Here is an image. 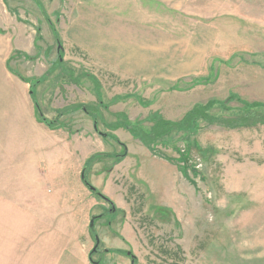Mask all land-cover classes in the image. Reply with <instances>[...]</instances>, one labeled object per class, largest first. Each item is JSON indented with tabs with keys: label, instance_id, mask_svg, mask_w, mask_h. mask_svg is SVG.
<instances>
[{
	"label": "rangeland",
	"instance_id": "obj_1",
	"mask_svg": "<svg viewBox=\"0 0 264 264\" xmlns=\"http://www.w3.org/2000/svg\"><path fill=\"white\" fill-rule=\"evenodd\" d=\"M76 23L108 39L105 58L73 43ZM232 95L264 102V0H0V264L7 201L37 183L58 194V219L24 229L58 227L84 258L98 236L97 264H130L127 251L134 264H264L263 124L149 147L123 125L148 132L150 114L177 120L208 99L236 108ZM86 164L114 211L80 179Z\"/></svg>",
	"mask_w": 264,
	"mask_h": 264
},
{
	"label": "crops",
	"instance_id": "obj_2",
	"mask_svg": "<svg viewBox=\"0 0 264 264\" xmlns=\"http://www.w3.org/2000/svg\"><path fill=\"white\" fill-rule=\"evenodd\" d=\"M69 34L73 43L84 45L90 52L106 57V51L98 46H103V43L108 45V39H102L101 33H94V28L91 26L72 24ZM119 55L121 54H115L117 57ZM41 184H32V189L37 191L32 198L7 201L9 205L6 218L3 219L8 222L14 233L11 235L10 244L5 249L2 264H91L87 257L84 258L77 252L76 237L74 236L71 242L70 238L62 235L58 227L48 229L43 225L42 229H29L27 225V229H24L26 221L28 223L37 222L38 225H41L44 222H54L58 219L56 217L58 194L56 193L54 197L48 199L44 198L45 185ZM28 186L27 188H29ZM50 186L51 190L62 189L58 181H51ZM54 192L56 191L52 193ZM43 206L48 207L47 214L44 213ZM9 210L12 216L9 215ZM45 215L47 218L44 217Z\"/></svg>",
	"mask_w": 264,
	"mask_h": 264
},
{
	"label": "trees",
	"instance_id": "obj_3",
	"mask_svg": "<svg viewBox=\"0 0 264 264\" xmlns=\"http://www.w3.org/2000/svg\"><path fill=\"white\" fill-rule=\"evenodd\" d=\"M232 99H237L239 103L236 108H230L229 104L231 99H208L205 103L198 102L193 104L191 108H189L182 115V117L177 120H167L160 116L158 113H152L149 115V119L152 124L148 132L137 130V128L130 127L125 124L123 125L125 128L136 133L137 135H135L138 136V138L148 147L150 144L155 142L175 143L187 141L192 136V134L195 133L196 130H199L203 125L217 124L232 128L234 126H253L256 124L264 125V102L243 101L238 98L237 95H232ZM35 106L38 108L37 103L35 104ZM82 106L81 108L84 109V105ZM214 108H218L219 110H221V113H219L218 115L217 113H212V110ZM40 118L48 126H51L56 122V120L49 122L41 115ZM94 121V128L97 132H99L96 125V119ZM121 126L122 123H119L118 125L115 124L113 127L117 129ZM100 134L104 135V133L102 132H100ZM106 136H108V134ZM115 156L116 158H123L125 154L116 153ZM83 169L85 174L87 164L84 165ZM108 211H111L110 208ZM96 217H98V215L95 216V218ZM98 246L96 250L92 248L89 252L88 258L90 263L92 264H97V261L92 258V255L98 251Z\"/></svg>",
	"mask_w": 264,
	"mask_h": 264
},
{
	"label": "water",
	"instance_id": "obj_4",
	"mask_svg": "<svg viewBox=\"0 0 264 264\" xmlns=\"http://www.w3.org/2000/svg\"><path fill=\"white\" fill-rule=\"evenodd\" d=\"M58 49H62V46L60 44H58ZM31 93V90L30 92ZM81 180L82 182L84 183V185L93 193H95L97 196H99L100 198H102L104 201H106L108 204H109V207H110V210L111 211H114L116 209L114 203L107 197L105 196L104 194H102L100 191L97 190V188L92 185L91 183H89L87 181V179L85 178V174H84V169L81 170ZM94 220H95V215H93L90 219V222H89V226L92 227L93 224H94ZM99 245V238L98 236L96 237L95 236V246L93 247L94 250H96L97 246ZM127 255L130 256V264H133L134 263V260H135V256L132 255L129 251H127Z\"/></svg>",
	"mask_w": 264,
	"mask_h": 264
},
{
	"label": "flooded vegetation",
	"instance_id": "obj_5",
	"mask_svg": "<svg viewBox=\"0 0 264 264\" xmlns=\"http://www.w3.org/2000/svg\"><path fill=\"white\" fill-rule=\"evenodd\" d=\"M58 51V50H57ZM59 52V51H58ZM95 125V124H94ZM104 136H106V134H104ZM110 208V207H109ZM93 248V247H92ZM97 249V248H96ZM131 259V258H130Z\"/></svg>",
	"mask_w": 264,
	"mask_h": 264
}]
</instances>
